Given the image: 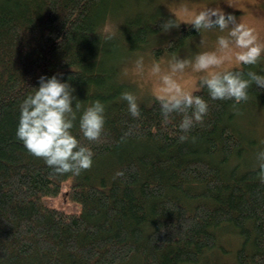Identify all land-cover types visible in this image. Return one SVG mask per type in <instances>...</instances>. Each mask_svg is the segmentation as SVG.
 <instances>
[{"label": "trees", "instance_id": "obj_1", "mask_svg": "<svg viewBox=\"0 0 264 264\" xmlns=\"http://www.w3.org/2000/svg\"><path fill=\"white\" fill-rule=\"evenodd\" d=\"M121 1L0 0V264H201L221 250V234L238 242L227 264H264V181L247 157L264 146L238 123L250 109L264 114V88L251 83L239 102L199 90L208 111L184 140L182 114L165 121L155 98L132 116L116 62L122 48L144 49L169 30L170 18L159 9L134 14L110 36ZM173 27L151 47L155 59L202 30ZM233 70L247 78L264 63ZM43 74H62L83 105H105L95 141L80 133L78 113L73 134L94 153L78 175L54 173L16 137L20 103Z\"/></svg>", "mask_w": 264, "mask_h": 264}, {"label": "clouds", "instance_id": "obj_2", "mask_svg": "<svg viewBox=\"0 0 264 264\" xmlns=\"http://www.w3.org/2000/svg\"><path fill=\"white\" fill-rule=\"evenodd\" d=\"M189 24L197 31L215 26L221 32L227 29V33L217 36L216 49L197 53L192 60L174 59L168 71L161 70L159 61L152 64L151 71L159 74L154 97L164 120L167 121L173 113L182 114L178 125L182 130L180 140L187 138L186 133L194 122L202 121L208 111V102L197 94L199 90L206 88L213 99L232 98L239 102L248 98L251 83L264 88V73L248 70L245 78L241 70L228 67L218 70L225 61L238 64L240 69L257 63L264 53V41L254 26L238 20L233 13H226L222 8L207 7L193 11ZM176 25L175 19L168 20L162 29ZM137 64L142 66V58ZM188 64L194 71H204L205 74L185 86L177 76ZM60 75H41L38 86L33 87L35 90L21 101L16 137L32 155L42 158L54 173L78 175L92 166L94 155L93 149L82 144L73 134L78 113L80 133L87 140L95 141L104 129L105 105L99 99L83 105V101L74 95V88L68 80H62ZM120 95L127 101L129 113L138 117L140 106L135 93L123 91ZM256 159L259 175L264 181V149L257 152Z\"/></svg>", "mask_w": 264, "mask_h": 264}, {"label": "rangeland", "instance_id": "obj_3", "mask_svg": "<svg viewBox=\"0 0 264 264\" xmlns=\"http://www.w3.org/2000/svg\"><path fill=\"white\" fill-rule=\"evenodd\" d=\"M206 7L222 8L226 13L233 12L238 20L254 26L260 39L264 41V0H125L114 7L113 13H111L114 16H111L112 19L108 21L107 33L110 36H117V27L122 21L134 14H145L153 9H159L160 12L163 10L166 13V17H169L170 20L175 19L177 24H183L190 23V16L193 11ZM174 30L175 27H170L159 38H153L151 43L146 48L144 47V49L127 53L125 52V48H122L121 57H123L121 59L118 58L115 66L118 74L117 81H121L126 85V91L135 93L138 103H150L155 98L154 92L159 83V74L151 71L152 64L155 61H159L162 71H168L169 65L174 59L185 58L192 60L197 53L216 49L217 36L227 33V29L221 32L215 26L209 29L202 28L201 33L190 40L188 39L186 45L174 55H164L160 59H155L152 51H150L151 47L162 45L172 38L175 34ZM141 58L142 66H139L137 61L141 60ZM260 58L264 63V53L261 54ZM225 67L233 69L238 68L239 65L234 62L225 61V64L221 65L218 70H222ZM204 74V71H194L191 64H188L183 73L177 76V79L185 86H188ZM249 113L246 121L238 122L242 126V132L255 130L253 134L247 135L261 142V145L264 146V114L261 111H252V109L249 110ZM247 157L251 159L250 166H254L253 161L256 158H253L250 154ZM72 180V177L68 178L65 187H68ZM220 236V242L224 243L221 250L215 252L213 255H207L201 264H227L232 262L238 242L235 245L232 242L231 236H223L222 234Z\"/></svg>", "mask_w": 264, "mask_h": 264}]
</instances>
